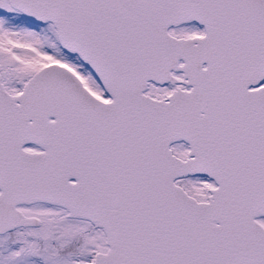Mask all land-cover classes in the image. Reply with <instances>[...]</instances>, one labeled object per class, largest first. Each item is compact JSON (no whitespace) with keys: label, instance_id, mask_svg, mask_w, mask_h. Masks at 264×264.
Listing matches in <instances>:
<instances>
[{"label":"snow or ice","instance_id":"6c2138e0","mask_svg":"<svg viewBox=\"0 0 264 264\" xmlns=\"http://www.w3.org/2000/svg\"><path fill=\"white\" fill-rule=\"evenodd\" d=\"M0 264H264V0H0Z\"/></svg>","mask_w":264,"mask_h":264}]
</instances>
